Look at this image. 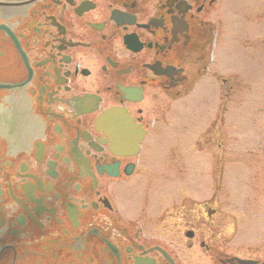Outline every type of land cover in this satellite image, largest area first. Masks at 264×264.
<instances>
[{"label": "flooded vegetation", "instance_id": "flooded-vegetation-1", "mask_svg": "<svg viewBox=\"0 0 264 264\" xmlns=\"http://www.w3.org/2000/svg\"><path fill=\"white\" fill-rule=\"evenodd\" d=\"M234 7L0 0V264H264L220 201L150 191L183 172L150 116L219 77Z\"/></svg>", "mask_w": 264, "mask_h": 264}, {"label": "rangeland", "instance_id": "rangeland-1", "mask_svg": "<svg viewBox=\"0 0 264 264\" xmlns=\"http://www.w3.org/2000/svg\"><path fill=\"white\" fill-rule=\"evenodd\" d=\"M234 3L214 40L219 77L193 83L150 116L167 130L156 143L165 147L162 161L177 150L183 166L178 175L168 162L150 191L214 198L240 240L257 242L264 239V0Z\"/></svg>", "mask_w": 264, "mask_h": 264}]
</instances>
